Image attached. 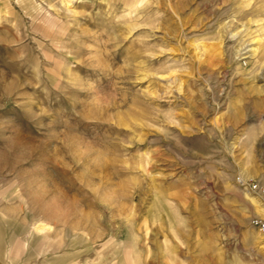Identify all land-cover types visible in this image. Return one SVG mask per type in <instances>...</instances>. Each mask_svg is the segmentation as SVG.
<instances>
[{
    "label": "rangeland",
    "instance_id": "obj_1",
    "mask_svg": "<svg viewBox=\"0 0 264 264\" xmlns=\"http://www.w3.org/2000/svg\"><path fill=\"white\" fill-rule=\"evenodd\" d=\"M239 175L264 184V0H0L5 245L264 264Z\"/></svg>",
    "mask_w": 264,
    "mask_h": 264
},
{
    "label": "crops",
    "instance_id": "obj_2",
    "mask_svg": "<svg viewBox=\"0 0 264 264\" xmlns=\"http://www.w3.org/2000/svg\"><path fill=\"white\" fill-rule=\"evenodd\" d=\"M1 215L2 212H0V223L4 221ZM25 241H28V243L16 240V243L11 241V243L5 245L6 242L2 234V237H0V264H80V253L86 250L88 251L87 248H90L91 245H96V243L85 244L84 242L89 240L84 239L82 241V250L78 251V253L74 250H65L62 254H47V250H45V253L42 254L43 252H41V249L38 250L37 247L45 246L46 248H49L52 247L53 244L48 243V240L36 239L35 237H30L27 240L25 239ZM14 243L16 244V247L20 248L16 249L14 253H11L10 251L12 246H14ZM25 243L26 245H24ZM97 256L88 257L82 262V264H102Z\"/></svg>",
    "mask_w": 264,
    "mask_h": 264
},
{
    "label": "built area",
    "instance_id": "obj_3",
    "mask_svg": "<svg viewBox=\"0 0 264 264\" xmlns=\"http://www.w3.org/2000/svg\"><path fill=\"white\" fill-rule=\"evenodd\" d=\"M237 183L241 188H244L246 190H249L251 192L260 195V197L264 201V184H262L260 181H257L251 177L239 175L237 177ZM254 222L256 226L259 228L264 243V217L256 218Z\"/></svg>",
    "mask_w": 264,
    "mask_h": 264
},
{
    "label": "bare ground",
    "instance_id": "obj_4",
    "mask_svg": "<svg viewBox=\"0 0 264 264\" xmlns=\"http://www.w3.org/2000/svg\"><path fill=\"white\" fill-rule=\"evenodd\" d=\"M70 3L73 1V0H68ZM47 10V9H46ZM252 203H253V205H256L257 204V201H256V198H252ZM262 206H263V210H264V203H262ZM260 233V232H259ZM260 236H261V234H260ZM261 240H262V243H263V238H262V236H261ZM264 245V244H263Z\"/></svg>",
    "mask_w": 264,
    "mask_h": 264
}]
</instances>
